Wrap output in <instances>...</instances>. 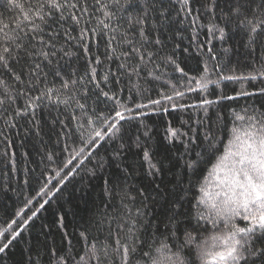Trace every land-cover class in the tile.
<instances>
[{"label": "snow or ice", "instance_id": "snow-or-ice-1", "mask_svg": "<svg viewBox=\"0 0 264 264\" xmlns=\"http://www.w3.org/2000/svg\"><path fill=\"white\" fill-rule=\"evenodd\" d=\"M226 2L227 11L221 7L220 0H206L201 5L204 13L211 17L209 34L213 39L223 41L228 35L225 29L233 26L245 33L250 55L255 57L259 51L264 57V0ZM4 3L7 10L18 11L20 19L0 25V120L5 127L15 128L18 119H25L33 125V134L39 136L41 129L36 122L37 111L52 107L59 110L63 106L65 111L71 110V119L76 127L69 128L59 118L53 121V125H61L57 133L58 147L56 151L46 153L51 168L50 171L45 169L44 184L37 192V196L47 198L38 201L39 207L35 210L29 207L32 200H26L25 206L15 213L16 218L7 222V228L0 231V254L9 250L28 224L45 209L51 199L50 192L52 195L59 193L69 178L87 165H92L89 171L93 176L104 171L107 162L99 158L101 149L106 153L110 150L112 159L120 161L134 146L142 156L144 175L153 179L158 176L163 165L147 146L152 137L144 122L145 117L167 116L170 112L179 113L189 107H198L204 110V119H198L197 124H203L204 120L212 119L209 109L223 101L264 96V88L258 92L240 90L233 95L221 90L218 94L213 93L216 99L204 97L199 105H189L180 102L185 91L175 86L169 92L158 91V98L148 94L144 84L150 82L149 77L151 81L161 78L157 61L164 43L158 35L159 29L155 25L151 29L148 27L150 13L157 11L156 0H143L139 14L131 17L119 13L136 0H92L91 3L89 0H4ZM175 3L181 7L174 23L182 25L188 20L195 27L201 8H194L193 0H175ZM217 10L223 26L215 22ZM160 15L168 19L163 11ZM101 40L104 41L102 54L99 53ZM93 43L97 48L94 58ZM72 48L76 49L75 53ZM207 51L211 53L213 49ZM76 53H82L87 59L85 76L76 72L71 75L61 73L59 62ZM210 58L216 59L214 55ZM165 63L182 78L194 82L195 88L190 86L188 91L206 90L213 82L208 78L213 68L217 85L220 81L235 82L249 78L235 75L230 63L213 68L205 64L204 75L200 79L188 77L171 56L165 58ZM260 63L257 71L264 78V59ZM113 65L115 71L112 70ZM97 66L104 69L102 77L98 75ZM85 77L92 88L86 86ZM256 78L255 75L251 77L253 80ZM168 83L165 80L163 86ZM125 91L127 101L122 99ZM93 95L95 100L89 104ZM101 104L103 108L99 107ZM221 119L217 114L216 121ZM232 124L223 155L216 158L210 172L215 191L209 190L206 184L200 185L201 197L196 201L197 214L194 217L196 224L184 227L183 237L178 235L182 213L176 211L167 222L149 225L152 236L146 238L144 232L147 228L142 232L137 226L143 213L137 208L133 215L130 207L135 205L137 195L144 196V191L136 189L135 194L129 193L121 189L120 179L101 176L105 205L114 204L119 194L123 211L111 217L105 235L107 242L98 248L94 246L87 253L85 264L89 261L92 264H196V261L199 264H264V112L249 114L246 107L243 115L234 113ZM140 129H144L146 139L141 138ZM191 131V125L188 131H181L169 121L164 139L172 147L179 143L188 149L199 140V135H189ZM203 139L207 146L198 154L199 161L185 164L192 171L199 162L207 163L219 152L218 141L210 129L204 132ZM128 173V168H120L119 176L126 177ZM155 187L159 188V185ZM202 207L208 212L207 219ZM238 220L245 223L238 225ZM161 226L164 231H161ZM209 231L212 233L210 237L200 238L201 233ZM157 236L164 237L158 245L153 239ZM66 260H57L56 264H66ZM27 264H41L39 254L33 259L29 253Z\"/></svg>", "mask_w": 264, "mask_h": 264}, {"label": "trees", "instance_id": "trees-1", "mask_svg": "<svg viewBox=\"0 0 264 264\" xmlns=\"http://www.w3.org/2000/svg\"><path fill=\"white\" fill-rule=\"evenodd\" d=\"M23 2V0H19ZM92 0H89L91 3ZM123 2V0H122ZM206 0H193L194 8H201ZM221 7L227 11L228 4L226 0H220ZM143 6V0H136V3L119 13L122 16L131 17L138 15ZM157 11L150 13L148 27L151 29L155 25L158 29V35L163 40V46L159 51L160 59L157 63L160 65L159 74L161 78L144 84L153 98L157 97L158 91L169 92L172 86L185 91L183 101L189 105H199L201 99H216L213 93H219L223 90L228 95H233L240 90L249 92H258L264 88V78L257 71L261 67V60L264 59L257 51L255 57L251 56L246 47L247 39L242 30L235 29L233 26L226 28L228 35L223 41L213 39L208 32L211 27V17L204 13L203 9L199 13L200 19L193 27L188 20L184 23H174L178 19L176 13L181 5L175 3V0H156ZM166 13L168 19H164L160 12ZM99 16V13H96ZM220 11L217 10V20L219 26H223L220 19ZM182 18V14L181 17ZM18 11H9L0 0V25L11 24L19 20ZM191 19V18H190ZM172 21V22H170ZM96 23L95 20L92 22ZM63 44V41L61 42ZM74 43V42H73ZM178 45V47H177ZM212 48L209 53L207 50ZM225 49L228 52H225ZM74 53L75 48L71 49ZM104 51V41L99 42V53ZM97 54L96 44L92 45L93 58ZM215 60H211V56ZM79 56V59H77ZM172 57L188 74V77L200 79L204 75L203 68L208 64L210 68L215 65L223 67L230 63L235 69V75L249 77L245 80L220 81L219 85L215 83L217 75L215 69L208 74V78L213 81L208 84L206 90L188 91L191 86L195 88L194 82L187 78H182L180 73L174 72L172 66L166 65L165 58ZM101 59L103 56L101 55ZM98 75H104V69L100 66ZM58 70L61 73L71 75L76 72L80 76H85L88 71L87 59L82 53H76L71 58L65 57L59 62ZM115 71V65L112 68ZM230 74V73H229ZM255 75V80L251 77ZM51 79V77H50ZM169 83L163 86L164 81ZM85 84L88 88L92 85ZM127 101V94L122 97ZM95 100L93 95L89 99V104ZM22 103V102H21ZM103 108L104 105L99 106ZM247 107L249 114L255 111L257 114L264 112V96H245L235 101H223L221 105H216L209 109L211 120H204L203 124H197V120L204 119V110L200 108H186L183 112H170L165 115H150L144 118L147 130L152 139L147 141V146L151 148L155 159L161 161L163 171L154 179L144 175L143 160L139 150L134 146L131 151L126 152L120 161L113 160L110 150L105 152L100 150V157L106 160V166L103 172H97L96 176L90 174L92 165L69 178V181L59 193L49 195L51 199L37 216L28 224L27 228L21 233L14 245L5 253L0 254V264H27L29 253H32L33 259L39 254L41 264H56V261H65L66 264H85L87 253L93 247H99L101 243H106L105 235L111 217L122 213L119 194L116 196L114 204L105 205V196L102 195L103 180L101 176H110L114 180L120 179L121 189H126L129 193H136V189L144 191V196L137 195L135 205H130L132 214L135 215L139 208L143 213L140 224L137 226L144 232L145 237H151L152 231L149 225H155L160 222H167L168 217L176 211L182 213L179 217L181 224L178 235L183 237L184 227H191L196 224L195 215L196 201L200 199L199 191L201 184H206L209 190L215 191L213 177L210 175L216 162V158L223 155L224 147L230 138V130L233 126L234 113L244 114ZM71 110L65 111L61 106L59 110L51 109L38 110L36 113V122L40 125V135L33 134L35 129L32 124L25 119H18L15 128L5 127L3 120H0V231L7 228V222L16 218L15 213L25 206V201L32 200L31 210L39 207V202L47 197L37 196V192L44 184L45 169L51 168L50 162L46 159V153H51L57 149V133L61 129L59 123L53 125V121L59 118L60 121L68 124L69 128L76 127L75 121L71 119ZM222 119L217 122L216 115ZM181 131H188L189 125L193 131L189 135L195 137L199 135V140L190 145L188 149L183 144L176 143L172 147L164 139V130L168 122ZM187 121V124H182ZM239 123V121H237ZM211 130L213 136L218 141L219 152L216 157L207 163L199 162L195 171L185 166L186 162L197 163L199 153L207 146L204 141V132ZM144 129H140L141 138ZM136 135L135 129L132 132ZM186 139V138H185ZM7 153V155H5ZM117 164L120 167H117ZM120 168H128L129 173L126 177H120ZM27 181V183H25ZM159 185L156 188L155 185ZM51 185H49V188ZM54 191V190H53ZM120 190H118L119 193ZM115 205V206H114ZM27 211V209H26ZM205 219L208 218V212L203 207ZM27 214H31L28 211ZM62 218V220H61ZM103 222V223H101ZM114 223V221H113ZM245 222L238 220V225ZM161 231H164L161 226ZM211 231L200 234V238H208ZM158 245L162 236L153 238ZM153 242L150 240V243ZM194 259V257H193ZM88 264H92L91 261ZM199 264V261H196Z\"/></svg>", "mask_w": 264, "mask_h": 264}]
</instances>
